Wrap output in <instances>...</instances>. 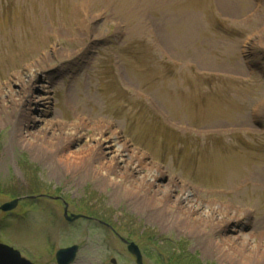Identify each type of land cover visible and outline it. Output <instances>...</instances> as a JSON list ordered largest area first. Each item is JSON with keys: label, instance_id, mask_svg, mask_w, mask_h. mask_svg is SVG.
<instances>
[{"label": "rangeland", "instance_id": "1", "mask_svg": "<svg viewBox=\"0 0 264 264\" xmlns=\"http://www.w3.org/2000/svg\"><path fill=\"white\" fill-rule=\"evenodd\" d=\"M263 72L264 0H0V204L20 197L0 210L1 259L57 264L56 250L76 245L71 264H137L127 239L142 264H230L207 252L211 222L173 226L182 211L171 204L135 207L62 159L99 131L117 136L151 164L138 172L159 169L204 202L247 211L216 235L254 231L264 181L239 198L225 189L251 170L264 178ZM43 129L44 159L17 133ZM215 162L230 164L221 177ZM64 206L82 216L67 221Z\"/></svg>", "mask_w": 264, "mask_h": 264}, {"label": "bare ground", "instance_id": "2", "mask_svg": "<svg viewBox=\"0 0 264 264\" xmlns=\"http://www.w3.org/2000/svg\"><path fill=\"white\" fill-rule=\"evenodd\" d=\"M222 4L225 5L223 2ZM36 68L39 69L40 67ZM32 69L34 74L35 68L32 67ZM36 77L34 76V78ZM42 88H44L43 85ZM35 98L38 102L41 101L42 104L46 102L42 94L41 96H35ZM45 131L43 129L35 132L27 130L23 132L19 130L17 132L21 140L26 141L27 144L32 142L31 144L34 145H31L33 152L42 159L49 156L42 148L47 146L44 144ZM87 145L85 150H69L64 153L66 154V159H62V163H64L66 173L73 175L79 170L83 171V175L88 176L97 185L109 187L112 197H118L140 209L154 205L156 200H161L159 202L162 205L169 206L171 204L178 212L182 211V215H178L171 220L172 225L183 228L188 232H194L198 228L194 224L198 221L211 222L213 226L209 231L211 236H209V249L205 247L206 250L208 249V253L217 254L230 264H237L236 259L238 257L242 259L241 261L244 264H264V211L261 210V207H264V203H261L259 210L255 209L252 211L253 213L256 212V222L258 223L254 231L245 233V231L238 230L235 232L234 228V232L229 235H216L215 231L217 229L221 230L226 225L234 224L235 227V224L243 220L242 218L247 217L245 215L247 211L241 208L232 209V205L228 203L232 200L222 203V205L217 204L212 198L204 202L199 196L193 195L187 185L178 184L169 177L165 180L163 172L159 169H154L153 171L149 169L142 173L138 172L139 167L143 165L151 167V164L143 159L133 160L130 153L126 152L124 142H121L117 136L105 135V133L103 134L102 131H99L97 134H93L89 140L87 139ZM64 146L66 148L70 147L69 143H65ZM91 150L99 152L94 162L84 158ZM50 152L54 156L62 155L59 150H50ZM237 158L235 161L239 162ZM243 161L247 162L246 159ZM260 161L262 162V159ZM219 163L221 164L218 165L215 162L213 167L217 177H221L222 173L227 171L230 165L229 163L225 165H222V162ZM221 165L223 167H220ZM237 165L235 163V170H237ZM262 171L263 167H259L258 172L261 173ZM247 173L242 177L236 175L235 183L230 187H226L225 190L239 198L247 186L251 185V188H259L264 178L253 172V170ZM145 185H149V190ZM173 188H180V192L166 198L168 192H174ZM149 191H152L155 195L152 196ZM243 200L244 197L239 201L242 202ZM190 217H193L194 223L188 222ZM255 236L258 240H253ZM6 263L9 264L8 262Z\"/></svg>", "mask_w": 264, "mask_h": 264}, {"label": "water", "instance_id": "3", "mask_svg": "<svg viewBox=\"0 0 264 264\" xmlns=\"http://www.w3.org/2000/svg\"><path fill=\"white\" fill-rule=\"evenodd\" d=\"M15 204H16V200H13L11 202L0 205V209L6 211V210L11 209ZM76 249L77 247L74 245L68 248L58 250L56 253L57 263L58 264H68L74 258ZM128 249L129 251H131L132 253L136 255L137 262L139 263L140 253L136 245H134L133 243H129Z\"/></svg>", "mask_w": 264, "mask_h": 264}]
</instances>
